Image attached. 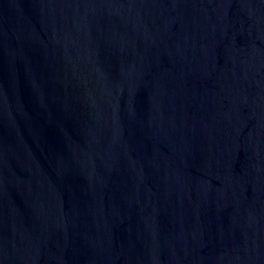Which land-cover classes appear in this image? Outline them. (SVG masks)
I'll return each mask as SVG.
<instances>
[{"label": "water", "instance_id": "1", "mask_svg": "<svg viewBox=\"0 0 264 264\" xmlns=\"http://www.w3.org/2000/svg\"><path fill=\"white\" fill-rule=\"evenodd\" d=\"M0 264H264V0H0Z\"/></svg>", "mask_w": 264, "mask_h": 264}]
</instances>
